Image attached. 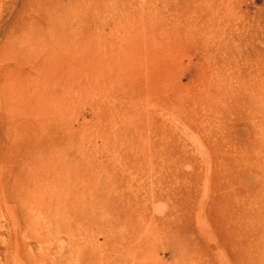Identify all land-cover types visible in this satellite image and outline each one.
Listing matches in <instances>:
<instances>
[{
  "label": "rangeland",
  "instance_id": "374dc122",
  "mask_svg": "<svg viewBox=\"0 0 264 264\" xmlns=\"http://www.w3.org/2000/svg\"><path fill=\"white\" fill-rule=\"evenodd\" d=\"M0 264H264V0H0Z\"/></svg>",
  "mask_w": 264,
  "mask_h": 264
},
{
  "label": "bare ground",
  "instance_id": "6f19581e",
  "mask_svg": "<svg viewBox=\"0 0 264 264\" xmlns=\"http://www.w3.org/2000/svg\"><path fill=\"white\" fill-rule=\"evenodd\" d=\"M42 67V66H40ZM56 176H58V174L55 173ZM58 179V177H56ZM24 180H31L30 182L32 183H26V190L28 191V193L30 194L31 198L29 197L30 200H27L28 203L34 202V200L38 197H41L42 194L45 191V186L42 183H39V181L36 179L35 175H31L28 174L26 179L24 177V173L20 175L19 172L16 173V177L13 180V183H15V189L17 191L20 192L21 189V193H22V186L24 184ZM25 197V196H24ZM34 198V199H33ZM26 199V198H25ZM32 199V200H31ZM31 201V202H29Z\"/></svg>",
  "mask_w": 264,
  "mask_h": 264
}]
</instances>
